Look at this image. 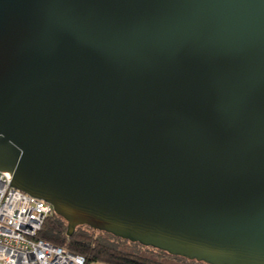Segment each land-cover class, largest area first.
<instances>
[{
    "label": "water",
    "instance_id": "water-1",
    "mask_svg": "<svg viewBox=\"0 0 264 264\" xmlns=\"http://www.w3.org/2000/svg\"><path fill=\"white\" fill-rule=\"evenodd\" d=\"M0 171L67 235L264 264V0H0Z\"/></svg>",
    "mask_w": 264,
    "mask_h": 264
},
{
    "label": "built area",
    "instance_id": "built-area-1",
    "mask_svg": "<svg viewBox=\"0 0 264 264\" xmlns=\"http://www.w3.org/2000/svg\"><path fill=\"white\" fill-rule=\"evenodd\" d=\"M52 206L11 185V174L0 171V264H106L38 238Z\"/></svg>",
    "mask_w": 264,
    "mask_h": 264
},
{
    "label": "trees",
    "instance_id": "trees-1",
    "mask_svg": "<svg viewBox=\"0 0 264 264\" xmlns=\"http://www.w3.org/2000/svg\"><path fill=\"white\" fill-rule=\"evenodd\" d=\"M99 233V234H98ZM37 237L44 239L54 245L61 246L73 253L83 255L88 263L103 262L106 264H162L140 257L136 253L122 250L118 241H128L133 244L145 246L138 242H132L127 239L116 237L110 233L93 229L87 225H81L75 228L71 235H67V222L54 212L48 215ZM169 257L186 261L187 264H209L204 261L191 260L186 257L171 255L165 251L159 250Z\"/></svg>",
    "mask_w": 264,
    "mask_h": 264
},
{
    "label": "rangeland",
    "instance_id": "rangeland-1",
    "mask_svg": "<svg viewBox=\"0 0 264 264\" xmlns=\"http://www.w3.org/2000/svg\"><path fill=\"white\" fill-rule=\"evenodd\" d=\"M99 234V233H98ZM119 247L127 252H132L138 254L140 257L149 259L151 261L160 262L162 264H187L186 261L169 257L161 251H158L151 247H144L137 244L130 243L123 240L118 241Z\"/></svg>",
    "mask_w": 264,
    "mask_h": 264
}]
</instances>
